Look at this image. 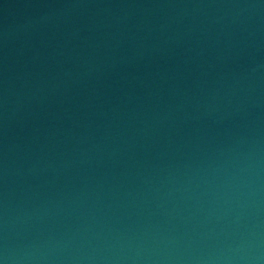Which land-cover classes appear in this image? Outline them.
Listing matches in <instances>:
<instances>
[{
  "label": "water",
  "instance_id": "obj_1",
  "mask_svg": "<svg viewBox=\"0 0 264 264\" xmlns=\"http://www.w3.org/2000/svg\"><path fill=\"white\" fill-rule=\"evenodd\" d=\"M0 264H264V0H0Z\"/></svg>",
  "mask_w": 264,
  "mask_h": 264
}]
</instances>
